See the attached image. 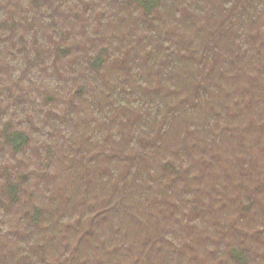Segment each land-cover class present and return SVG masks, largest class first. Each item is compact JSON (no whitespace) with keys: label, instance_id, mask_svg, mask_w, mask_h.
<instances>
[{"label":"trees","instance_id":"obj_1","mask_svg":"<svg viewBox=\"0 0 264 264\" xmlns=\"http://www.w3.org/2000/svg\"><path fill=\"white\" fill-rule=\"evenodd\" d=\"M0 264H264V0H0Z\"/></svg>","mask_w":264,"mask_h":264}]
</instances>
